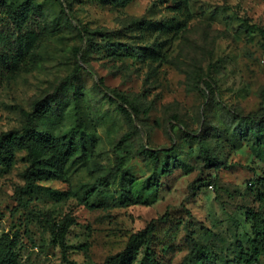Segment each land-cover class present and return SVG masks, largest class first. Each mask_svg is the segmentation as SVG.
<instances>
[{
	"label": "rangeland",
	"instance_id": "1",
	"mask_svg": "<svg viewBox=\"0 0 264 264\" xmlns=\"http://www.w3.org/2000/svg\"><path fill=\"white\" fill-rule=\"evenodd\" d=\"M6 1H29L41 43L0 86V135L35 113L34 129L80 144L31 187L28 152L0 167V244L18 264H105L166 214L159 264H245L264 233V127L240 121L264 114V0H188L183 14L174 0ZM53 226L67 227L65 248ZM194 245L202 261L186 260Z\"/></svg>",
	"mask_w": 264,
	"mask_h": 264
},
{
	"label": "trees",
	"instance_id": "2",
	"mask_svg": "<svg viewBox=\"0 0 264 264\" xmlns=\"http://www.w3.org/2000/svg\"><path fill=\"white\" fill-rule=\"evenodd\" d=\"M116 1V0H113ZM175 12L183 14L187 9L188 0H174ZM131 0H121V4L127 5ZM32 6L29 1L21 4L15 2H7L0 0V15L1 9L8 10L9 17L14 24V30L0 31V86L2 82L19 73L30 61L33 53L36 51L41 43V35L33 30L28 21L32 15ZM264 37V30L262 31ZM125 104H128L124 99ZM131 107V106H130ZM134 113L137 111L131 107ZM121 110L130 119L132 113L125 107ZM39 112V110H38ZM37 112V113H38ZM27 119L26 128L20 135L14 132H9L0 135V167L10 168L15 161V153L17 151H26L32 161V167L26 174L28 186L31 187L35 184L37 171L39 167L47 164H53L56 167L69 162L78 152L80 144L75 141L74 137L66 138L64 140L56 139L49 133L40 132L34 129L35 113H26ZM242 124L248 129L249 132L254 134V126L264 127V114L250 115L240 119ZM79 128L83 129V123L79 121ZM257 129V128H256ZM258 130V129H257ZM260 133V134H259ZM187 138H192L190 134H185ZM258 136H264V131L257 132ZM130 136V135H126ZM203 154L206 156L208 164L217 165L216 159L212 153L205 147L203 142H199ZM145 153L152 161L159 160V152L151 151L145 148ZM163 153H169L164 151ZM169 173V167H163V174ZM168 214L160 219L153 220L144 230L131 236L129 243L124 251L109 257L105 264H132L136 261L142 249H145L143 259L139 264H159L157 255L152 249L154 242L156 226L158 222L165 221ZM249 213L246 219H249ZM67 234V227L53 226L54 241L60 246L65 248V238ZM191 240L193 238L190 236ZM253 244V255L244 259L245 264H254L261 256V247H264V233L258 231L256 239L250 240ZM199 249L194 245L193 251L187 257V261L194 262V260L202 261L203 257L199 256ZM0 264H18V259L15 252V246L10 243L0 244Z\"/></svg>",
	"mask_w": 264,
	"mask_h": 264
}]
</instances>
